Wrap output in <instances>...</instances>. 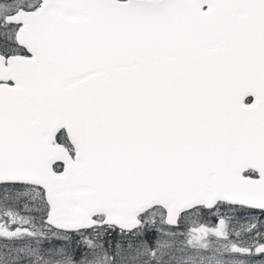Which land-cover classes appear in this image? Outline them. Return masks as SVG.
<instances>
[{
  "label": "snow or ice",
  "instance_id": "obj_1",
  "mask_svg": "<svg viewBox=\"0 0 264 264\" xmlns=\"http://www.w3.org/2000/svg\"><path fill=\"white\" fill-rule=\"evenodd\" d=\"M0 264H264V0H0Z\"/></svg>",
  "mask_w": 264,
  "mask_h": 264
}]
</instances>
